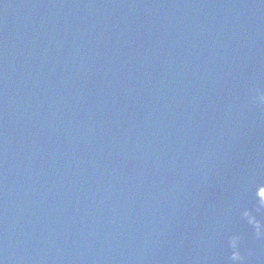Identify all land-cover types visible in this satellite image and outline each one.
I'll return each mask as SVG.
<instances>
[{
    "label": "water",
    "instance_id": "water-1",
    "mask_svg": "<svg viewBox=\"0 0 264 264\" xmlns=\"http://www.w3.org/2000/svg\"><path fill=\"white\" fill-rule=\"evenodd\" d=\"M261 92L264 0H0V264H264Z\"/></svg>",
    "mask_w": 264,
    "mask_h": 264
},
{
    "label": "clouds",
    "instance_id": "clouds-1",
    "mask_svg": "<svg viewBox=\"0 0 264 264\" xmlns=\"http://www.w3.org/2000/svg\"><path fill=\"white\" fill-rule=\"evenodd\" d=\"M256 99L259 100L261 103H264V92L258 93L256 96ZM255 224V230H256V236L257 237H264V226L261 224L256 223L255 221H252ZM231 248H232V254H231V260L234 262V264H241L245 260V255L241 253L239 244H238V238H233L231 241ZM251 250H249L250 254Z\"/></svg>",
    "mask_w": 264,
    "mask_h": 264
}]
</instances>
